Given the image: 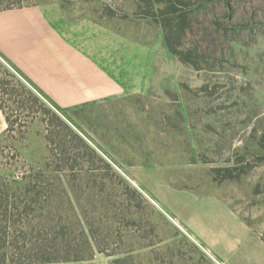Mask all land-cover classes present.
Wrapping results in <instances>:
<instances>
[{
  "label": "rangeland",
  "instance_id": "rangeland-1",
  "mask_svg": "<svg viewBox=\"0 0 264 264\" xmlns=\"http://www.w3.org/2000/svg\"><path fill=\"white\" fill-rule=\"evenodd\" d=\"M23 1L58 3L70 18L126 38L120 80L128 92L68 109L84 133L69 121L73 128L113 168L102 177L71 174L72 206L58 179L56 207L44 218L34 206L25 212L22 197L1 203L6 264L36 258L35 242L55 241L63 225L71 237L95 230L105 249L96 247V264L130 249L143 263L264 264V0ZM37 115L19 112L1 136L0 190L48 161Z\"/></svg>",
  "mask_w": 264,
  "mask_h": 264
},
{
  "label": "crops",
  "instance_id": "crops-1",
  "mask_svg": "<svg viewBox=\"0 0 264 264\" xmlns=\"http://www.w3.org/2000/svg\"><path fill=\"white\" fill-rule=\"evenodd\" d=\"M127 43L90 18H70L55 2L0 10V59L63 108L93 106L128 92L120 80L126 75L120 60ZM7 129L0 108V137Z\"/></svg>",
  "mask_w": 264,
  "mask_h": 264
},
{
  "label": "trees",
  "instance_id": "trees-1",
  "mask_svg": "<svg viewBox=\"0 0 264 264\" xmlns=\"http://www.w3.org/2000/svg\"><path fill=\"white\" fill-rule=\"evenodd\" d=\"M4 1H7L8 4L0 8V10L37 5L24 3L23 0ZM141 1L146 2L149 7H153L155 2V0ZM156 1L159 2V0ZM175 9L176 7L173 3L167 6L168 13H171ZM184 21V17H182L178 25L184 27L186 23ZM170 48L172 51H175L171 45V41ZM14 80L16 84H14ZM87 107L70 110H72V113L77 114L83 109H87ZM0 108L3 110L8 122L6 133L13 130L16 123L15 115L19 112L28 111L34 114L37 113V118L45 126V137L50 147L48 161L44 165L31 169V175L24 176L20 181L8 184L5 187L1 185L3 188L0 190L2 191V195H0V207L1 203H3L8 208V201H11L13 205H18L16 200L9 196H19V198H24L23 210L25 212L32 211L34 206L35 211L38 208L40 209L39 212L44 218L56 207L55 200L52 197V190L50 189L55 184V179H58L63 192H67L68 204L72 206L73 197L70 194L72 190L70 185L72 186L71 182L75 178H72L71 174L72 176H77V173H81L80 175L86 178L94 176L102 177L105 175L102 173L104 168L113 170L106 158L99 154L87 139L73 128L71 123L81 130L80 126L76 124L69 114L70 110L58 106L52 98L31 82L20 69L6 58L4 60L0 59ZM81 131L83 132V130ZM78 170L80 172H77ZM43 177L45 180H43ZM39 187L43 191L40 192L38 190ZM86 192L88 191L85 190L81 193L85 194ZM43 195H46L45 198H42ZM5 197L7 198L4 201L3 198ZM74 199L79 202L82 200L81 197L76 195ZM70 214L66 216L71 221L72 215ZM0 221L1 223L3 222L1 218ZM78 222L81 223V220ZM69 227V225H63L59 232L56 233L55 241L39 238L35 242V245L38 247L36 258L27 262V264H96L94 261L96 247L102 253L105 252V249L98 242L95 230L91 227L88 230L83 227L81 234L71 237V232H74V230L72 229L71 232L67 231ZM80 240L85 241L87 248H82V245L79 246L77 244ZM5 245L6 238L0 235V264H6V256L2 251ZM133 251L134 249H130L124 252L108 254L109 256H117L125 253V256L115 258L109 264H156L154 261H148L147 263L137 261L134 258Z\"/></svg>",
  "mask_w": 264,
  "mask_h": 264
}]
</instances>
